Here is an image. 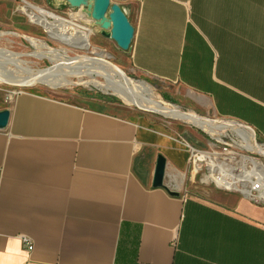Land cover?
Returning <instances> with one entry per match:
<instances>
[{
	"label": "crops",
	"instance_id": "1",
	"mask_svg": "<svg viewBox=\"0 0 264 264\" xmlns=\"http://www.w3.org/2000/svg\"><path fill=\"white\" fill-rule=\"evenodd\" d=\"M113 2L133 28L136 69L172 85L185 112L264 140V0ZM7 110L0 264H264V203L232 193L228 209L185 192V144L147 117L33 90Z\"/></svg>",
	"mask_w": 264,
	"mask_h": 264
},
{
	"label": "rangeland",
	"instance_id": "2",
	"mask_svg": "<svg viewBox=\"0 0 264 264\" xmlns=\"http://www.w3.org/2000/svg\"><path fill=\"white\" fill-rule=\"evenodd\" d=\"M90 5L86 4L83 7L91 8ZM79 8L69 5L67 10L55 13L63 17L65 21H73L72 23L76 27L79 24L90 28L89 46L86 49L68 45L51 36L43 26L28 23L25 17L15 9L14 0H0V32L2 33L0 34V110L7 109L11 97L18 90H33L84 106L105 109L119 115H142L162 127L166 132L174 134L185 145L187 142L197 148L214 149L221 156L227 155V150H232L264 161L262 155L240 148L238 138L229 127H226L223 134L220 135L221 141H216L215 135L207 133L206 130H202L186 120L165 116L155 108L147 109L136 104L125 103L107 85L109 77L100 72L98 67L93 68V71H86L84 66H90V64L81 59L76 60V67L71 66L76 56L78 58L80 55L93 57L97 55L96 52L102 53V57L115 64L130 83L142 82L147 85L151 96L158 100L162 106L172 105L180 111L185 110L180 104L179 94L172 85L144 73L132 65L130 59L131 39L126 48L120 47L116 40L109 35L108 28L94 23L93 18L86 19ZM2 54L3 56H1ZM33 72L51 74H47V77L39 80ZM2 77L9 79L17 77L18 80L24 77L36 79L29 86H19L8 81L5 82ZM213 119L220 123L226 122L240 126L232 121ZM254 139L258 144L264 143V140L255 134L253 142ZM186 167L190 171L187 160ZM194 175L190 184L185 187V192L219 206L233 209L234 196L232 193L234 192L217 186L214 181H201L204 171Z\"/></svg>",
	"mask_w": 264,
	"mask_h": 264
},
{
	"label": "bare ground",
	"instance_id": "3",
	"mask_svg": "<svg viewBox=\"0 0 264 264\" xmlns=\"http://www.w3.org/2000/svg\"><path fill=\"white\" fill-rule=\"evenodd\" d=\"M84 3L89 6L90 4L92 5L94 3V0H86ZM39 8V16L36 17L35 21L39 25L43 26L51 36L68 45H72L82 49H86L89 46L88 35L90 33V28L79 24H76L78 26L76 27L74 26L75 24L72 23L73 21H65L63 17L59 16L54 11L42 6H40ZM79 9L80 12L85 15L86 19L90 20L93 17V11L90 7L84 8L81 6ZM59 17H61L62 19ZM104 19L105 17L94 19V23H102L103 21H105ZM0 34L2 33L0 32ZM91 49L93 50V48ZM96 53L97 55L93 57L88 55H80V57L78 58L76 56V58H74V61L71 63V66L74 65V67H76V60L81 59L84 60V62L90 64V66H84L86 67V69H84L86 71H93V68L98 67V70L100 72H103L107 75V77H109L107 80V85H109L110 88L127 104H136L147 109L155 108L157 110H160V113L165 116L186 120L187 122L192 123L202 130H206L207 133L209 132L210 134L215 135V138L217 140H220V135L223 134L224 129L226 127H229L233 134L238 138V145L240 146V148L248 151H254L260 155H264V144L260 145L253 142L254 133L250 129L242 126H235L226 122L220 123L216 120L202 118L190 112L180 111L176 106L170 105L169 107H164L158 100L151 96L152 94L150 93V89L147 85L142 82H131V84L129 80L120 73L121 71L115 64L110 63L109 61L104 59L102 57V53ZM3 54L1 56H3ZM33 74L36 75L35 77L38 76L37 79L41 80V78L44 79V77H47V74L51 73L33 72ZM2 78L3 80H5V82L8 81L19 86H29L33 84L34 79H36L32 77H24L19 80L17 79V77L11 78L12 80L8 77ZM215 153L219 152L213 151L211 153L213 155V158L210 159V162L208 161L211 165L209 174H211V178L215 181V183L222 188L233 189L236 182L241 180L239 174L233 171L236 168L234 165L236 162L235 154H238L239 162H248L254 169H260V160L258 158L247 156L244 153H236L232 150H227L226 157L230 162L228 168L229 172H227V175L225 177L217 176L215 175L213 167L215 163Z\"/></svg>",
	"mask_w": 264,
	"mask_h": 264
},
{
	"label": "built area",
	"instance_id": "4",
	"mask_svg": "<svg viewBox=\"0 0 264 264\" xmlns=\"http://www.w3.org/2000/svg\"><path fill=\"white\" fill-rule=\"evenodd\" d=\"M14 1H15V9L17 10V12H19L25 17L28 23L39 25L38 23H36L35 19L37 16H39V9H40L39 7L42 5H38L29 0H14ZM109 1L110 3H112L114 0H109ZM45 8L50 9L48 7ZM216 141H221V138L220 140H216ZM185 146L187 152L186 160L190 166V171L193 172V174H197V173L201 174L204 171V175L201 178V181H205V179L214 181L211 178V174H209V169L211 167L209 162L210 159L213 158V155L211 153L213 151L216 152L218 151L214 149L212 150V149L197 148L187 142ZM246 155L250 156L248 154ZM262 157L264 158V155H262ZM214 158H215V163L213 167H214L215 175L225 177L227 175V172H229L228 168L230 164L226 155L221 156L220 153H215ZM258 159L260 160L259 161L260 169H254L248 162L246 163H242V161L239 162V157L237 154L235 158L236 162L234 164L236 168L233 171L239 174L241 180L236 182L235 187L233 189H226V190L232 191L248 199H252L255 202L264 203V161H262L260 158ZM21 242L26 251H31L32 243L30 239H28L25 236H21Z\"/></svg>",
	"mask_w": 264,
	"mask_h": 264
},
{
	"label": "water",
	"instance_id": "5",
	"mask_svg": "<svg viewBox=\"0 0 264 264\" xmlns=\"http://www.w3.org/2000/svg\"><path fill=\"white\" fill-rule=\"evenodd\" d=\"M71 7H83L86 5L84 3L86 0H66ZM91 6L93 11V19H98L105 17V21L101 24L102 27L108 28L109 35L116 40L117 44L126 48L133 33V28L127 21L123 11L117 3H110L109 0H94ZM120 72V71H119ZM121 73V72H120ZM122 74V73H121ZM8 110H0V128H2L7 123ZM211 119V118H210ZM241 125V124H239ZM249 128L247 125H242ZM254 143H256L254 139ZM164 164L165 160L162 156H158L155 160L152 184L154 186H161L164 174Z\"/></svg>",
	"mask_w": 264,
	"mask_h": 264
}]
</instances>
